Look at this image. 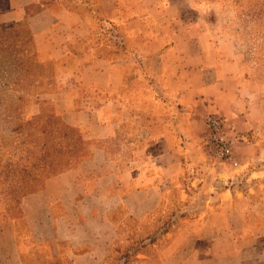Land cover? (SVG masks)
<instances>
[{
  "label": "crops",
  "instance_id": "obj_1",
  "mask_svg": "<svg viewBox=\"0 0 264 264\" xmlns=\"http://www.w3.org/2000/svg\"><path fill=\"white\" fill-rule=\"evenodd\" d=\"M85 1L84 15L63 0H7L6 24L23 22L39 53L73 64L60 114L91 143L75 168L22 198L30 234H50L52 254L70 264H107L131 227H151L146 218L175 202L146 258L240 264L238 246L264 225V209L239 200L255 186L264 196V56L245 60L198 22L175 28L169 0ZM212 113L242 140L234 149L249 166L244 193L212 174L189 178L190 124L202 130Z\"/></svg>",
  "mask_w": 264,
  "mask_h": 264
},
{
  "label": "rangeland",
  "instance_id": "obj_2",
  "mask_svg": "<svg viewBox=\"0 0 264 264\" xmlns=\"http://www.w3.org/2000/svg\"><path fill=\"white\" fill-rule=\"evenodd\" d=\"M169 1L173 2L169 17L174 26L177 24L175 28H192L198 22L212 43L222 42L247 61L264 56V0ZM86 3L89 2H62L84 15ZM7 7V0H0V264H70L52 254L50 234H30L20 203L24 196L40 189L46 162H52L54 171H64L75 168L90 153L91 143L64 123L60 114L62 102L57 99L63 89L62 80L74 68L73 64H64L63 68L48 53H39L23 22L6 24ZM50 7L57 9V1ZM165 101L168 102L161 103ZM204 133V127L201 130L195 122L190 124L189 178L212 174L224 180L222 186L236 187L244 193L249 166L237 159L239 168L232 169L214 160L205 149ZM199 184L203 185V181ZM260 188L254 187L257 193L247 191L239 199L240 204L264 209ZM173 203L172 214L178 212ZM169 213L148 216L145 221L152 226L146 225L141 232L131 227L128 239L116 243L107 264H156L146 258L151 254L149 240H156L155 235L170 220ZM4 223L13 224L15 232L2 228ZM246 241L238 246L240 264H264V225Z\"/></svg>",
  "mask_w": 264,
  "mask_h": 264
},
{
  "label": "built area",
  "instance_id": "obj_3",
  "mask_svg": "<svg viewBox=\"0 0 264 264\" xmlns=\"http://www.w3.org/2000/svg\"><path fill=\"white\" fill-rule=\"evenodd\" d=\"M204 146L207 153L218 162L232 169L239 168L235 158V145L239 138L232 134L220 114L212 113L204 118Z\"/></svg>",
  "mask_w": 264,
  "mask_h": 264
},
{
  "label": "trees",
  "instance_id": "obj_4",
  "mask_svg": "<svg viewBox=\"0 0 264 264\" xmlns=\"http://www.w3.org/2000/svg\"><path fill=\"white\" fill-rule=\"evenodd\" d=\"M48 163L46 162V164H44V166H42V171H41L42 174L41 175L44 174V180L58 174L59 172H61V171H54L55 166L53 164H50L52 162H48ZM150 241H152V240H150Z\"/></svg>",
  "mask_w": 264,
  "mask_h": 264
}]
</instances>
